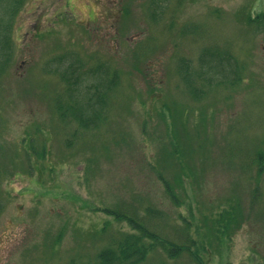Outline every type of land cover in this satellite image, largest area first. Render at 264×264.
<instances>
[{
	"label": "rangeland",
	"instance_id": "1",
	"mask_svg": "<svg viewBox=\"0 0 264 264\" xmlns=\"http://www.w3.org/2000/svg\"><path fill=\"white\" fill-rule=\"evenodd\" d=\"M262 14L264 0H28L0 73V264H88L137 233L129 218L190 247L142 264H264ZM205 48L231 53L240 79L193 99L179 64L197 70ZM77 61L119 76L97 129L55 110Z\"/></svg>",
	"mask_w": 264,
	"mask_h": 264
},
{
	"label": "trees",
	"instance_id": "2",
	"mask_svg": "<svg viewBox=\"0 0 264 264\" xmlns=\"http://www.w3.org/2000/svg\"><path fill=\"white\" fill-rule=\"evenodd\" d=\"M153 4L154 1H152L151 5ZM8 11L9 8L6 9V12ZM261 17L263 18L264 14ZM250 21H253V19H250ZM0 50H2L1 47ZM10 57L8 54L5 56L2 53L0 54V73L4 70ZM179 65L182 67V69L178 67L181 72L180 79L186 88H188L193 99L205 93L203 86L196 87L199 82L202 85H205L204 83L219 85L228 81L229 83H234L240 79L238 77L240 67L228 51L205 48L201 52L197 70L192 68L189 63H185V61L180 62ZM82 67L83 64L79 61L68 63V67L59 75L65 88L56 97L55 110L62 123L73 122L78 128L86 131L97 129L102 124L107 111L108 98L117 89L119 76L115 71L110 72L109 68L103 65H97L95 68L89 70H84ZM256 160L258 162V169L262 171L264 167V153L258 152ZM183 175H185V172H183ZM1 179L2 175L0 171V181ZM163 182L167 194L175 200L177 197L174 196L175 194L171 187L165 180ZM1 210L2 204L0 201V212ZM104 211L108 216L119 219L113 210L104 209ZM229 213H232V207L225 209L224 213H217V216L213 219L217 230L222 234H228L223 219H230L228 218ZM145 214L150 219L163 218L162 212L153 207H146ZM231 218L233 219L232 216ZM125 221L137 233L132 235L126 233L121 234L119 237H113L118 239L109 242V245L101 248L96 254L95 259L88 264H142L158 248L170 259H174L183 249L190 251V247L187 245L177 244L167 239H160L156 233L143 225L141 219L138 221L129 218ZM204 226L208 227V221L204 223ZM196 234L198 235L197 231ZM187 240L192 244L197 241L189 237V234Z\"/></svg>",
	"mask_w": 264,
	"mask_h": 264
},
{
	"label": "flooded vegetation",
	"instance_id": "3",
	"mask_svg": "<svg viewBox=\"0 0 264 264\" xmlns=\"http://www.w3.org/2000/svg\"><path fill=\"white\" fill-rule=\"evenodd\" d=\"M28 0H0L1 5H8V12H4L5 19L0 23V54L2 55H15L16 46L13 45L15 40L14 33L19 29V25L15 27L18 22V14L21 12V8L27 5ZM13 10V11H12Z\"/></svg>",
	"mask_w": 264,
	"mask_h": 264
}]
</instances>
